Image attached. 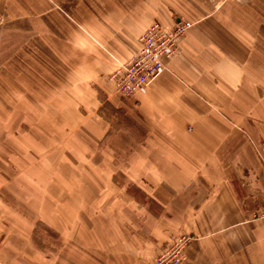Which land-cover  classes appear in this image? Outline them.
Segmentation results:
<instances>
[{"label":"crops","instance_id":"1","mask_svg":"<svg viewBox=\"0 0 264 264\" xmlns=\"http://www.w3.org/2000/svg\"><path fill=\"white\" fill-rule=\"evenodd\" d=\"M181 19L194 23L182 53L150 85L125 99L100 82L130 55L117 31ZM0 41H44L50 56L28 86L43 102L24 91L11 108L60 112L43 140L0 131V258L34 254L37 221H59L78 264H151L180 231L185 264H264V0H0ZM54 154L81 185L52 180Z\"/></svg>","mask_w":264,"mask_h":264},{"label":"rangeland","instance_id":"2","mask_svg":"<svg viewBox=\"0 0 264 264\" xmlns=\"http://www.w3.org/2000/svg\"><path fill=\"white\" fill-rule=\"evenodd\" d=\"M156 21L151 22L145 29L142 30H132V31H117L116 32V41H122L119 40L125 39L124 41H132V43L129 46V52L130 55L128 57H125L126 59L120 60L119 58L123 57L122 53L120 56L117 54V57H113V67L110 72L105 73L100 79V82L105 84V86L109 87L111 89V92H114V88L112 83L109 81L110 75L116 71L121 65H124L125 63L129 62L138 52L139 50V41L143 33L151 27ZM119 33H123L124 35H119ZM126 36V37H125ZM180 50L178 55L174 58L176 59L179 57L182 53V46L180 44ZM119 48V47H118ZM116 48L117 50L121 48ZM123 49L126 50V47L123 46ZM50 59L49 53H47L44 45V41H0V118L5 121L4 127H0V131L4 133V137L6 138V134H13L17 132L21 135L29 133V135H32V137H36L40 140H43V131H44V124H45V116L47 117L49 113L53 118H60V112L59 111H49L45 110L43 108L37 107L33 111V114H30L29 111H19V110H13L11 107L13 105L19 104V99H21V96H24V91L28 92L30 91V95L32 97L36 98V102L38 103V100L43 102L39 92L34 91L35 88L28 89V86H33L29 80L33 81V74L35 72H41L49 70V62L47 60ZM173 60V59H172ZM46 61V63H45ZM170 61V60H169ZM169 69V68H168ZM22 89L21 94L17 93L16 89ZM108 89V88H107ZM36 92V93H35ZM104 94V93H103ZM20 95V96H19ZM105 95V94H104ZM106 94L105 96H107ZM123 98V97H122ZM130 99V98H129ZM197 101L207 103V99L203 97V95L196 94ZM34 100V99H33ZM15 102V103H14ZM64 113L67 116V121L70 122L72 120V111H64ZM63 113V116H65ZM32 119L34 123L38 124H32L31 130L29 131V126L24 124L23 119ZM39 122L42 124H39ZM29 131V132H28ZM58 157V159H52L53 167H52V180L56 181L57 176H60L61 174L59 172H62L68 181L74 183H78L79 185L82 184V179H80V176L74 173V166H70L71 161L73 159L71 158H63L59 157L58 154H54V157ZM118 160V159H117ZM56 161H60L61 164H56ZM58 165V166H57ZM89 177H92L91 174H86ZM102 181V179H101ZM86 183V181H83ZM85 187V186H84ZM81 189L77 188L76 186H69L68 194L70 196H74V198L77 197V193ZM80 193V192H79ZM77 199H79V194ZM88 201L90 202L92 200V191L91 189H83L82 192ZM102 193V191H101ZM54 208V207H53ZM79 206H74L72 208V213H77L76 210ZM91 206L87 205L85 209H87L91 213ZM100 213L108 214L110 213L108 211L107 206H101L99 207ZM110 215H112L110 213ZM83 217V216H82ZM52 223H54L56 220L55 214L51 213ZM76 218V215H74V219ZM84 218V217H83ZM59 222V221H58ZM56 222L55 226L49 227L46 224H44L41 221H37L34 231H33V245L36 248V251L34 254L29 252V255L21 254L18 257H14L11 259V256L4 254L1 256L0 261L2 260L3 264H78L77 263V256L71 252L72 248L69 243V239L65 240L69 237H61L60 231H59V223ZM118 226L121 228L122 231H124L126 234L129 233L128 227L123 224L122 222L118 224ZM181 235H190L189 233L185 231H180L177 233L171 234L169 238V242L167 247L159 254V250L154 254L153 260L151 264H159V256H161L170 246V243L173 241L174 238L180 237ZM130 236V235H129ZM192 238L193 236L190 235ZM156 248V246L154 247ZM158 248V247H157ZM188 249V248H187ZM186 258H187V251H186ZM186 258L184 261V264L186 262ZM81 264H91L90 262L87 263H81Z\"/></svg>","mask_w":264,"mask_h":264},{"label":"built area","instance_id":"3","mask_svg":"<svg viewBox=\"0 0 264 264\" xmlns=\"http://www.w3.org/2000/svg\"><path fill=\"white\" fill-rule=\"evenodd\" d=\"M193 26L194 23L186 19L168 25L159 22L151 25L141 36L136 55L110 75L115 94L125 99L132 98L167 71L168 61L178 55L181 42ZM255 217L264 218V209L255 213ZM192 240L190 235L174 238L159 256V264H184Z\"/></svg>","mask_w":264,"mask_h":264}]
</instances>
